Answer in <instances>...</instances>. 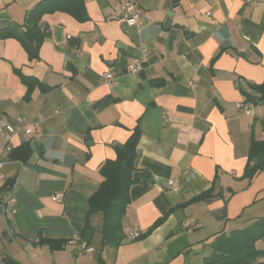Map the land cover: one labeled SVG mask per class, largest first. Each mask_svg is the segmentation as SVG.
Listing matches in <instances>:
<instances>
[{"label":"crops","instance_id":"crops-1","mask_svg":"<svg viewBox=\"0 0 264 264\" xmlns=\"http://www.w3.org/2000/svg\"><path fill=\"white\" fill-rule=\"evenodd\" d=\"M40 1L0 0V27L22 25ZM83 2L84 22L43 16L48 34L36 61L17 40H0V120L38 124L34 139L0 137V150L32 147L28 161L0 170V205L11 198L15 211H0V264H98L91 254L104 264H201L217 234L264 217V171L244 177L250 142L264 139V104L254 115L239 108L242 92L264 82V0ZM124 2L141 9L139 26L110 19ZM136 63L142 71L126 73ZM134 133L122 228L140 238L102 247L96 214L86 244L99 168ZM208 190L213 198L191 202ZM59 193L61 202L51 200ZM40 239L65 244L51 250ZM255 246L264 263V239Z\"/></svg>","mask_w":264,"mask_h":264},{"label":"trees","instance_id":"trees-1","mask_svg":"<svg viewBox=\"0 0 264 264\" xmlns=\"http://www.w3.org/2000/svg\"><path fill=\"white\" fill-rule=\"evenodd\" d=\"M62 12L71 15L78 22L87 20L83 0H42L27 12L22 25H7L0 27V40L15 39L25 50L29 62L36 61L39 48L48 32L42 27L44 15ZM22 81L26 82L25 78ZM251 92H242L243 103L254 106L264 104V82L251 85ZM264 130V123L262 124ZM137 144V133H134L122 146H116L115 159L105 161L99 168L102 178L98 189L88 199V209L85 224L81 231V238L89 244L93 235L90 220L92 216L100 214L102 225L100 229L101 246L118 248L124 241L122 220L130 203L129 189L133 183L132 171ZM32 155V147L24 143L11 150L9 161L24 163ZM264 171V139L252 140L248 149V161L244 170L245 178H252ZM211 190L195 197L191 202L204 201L213 198ZM162 220L158 221L147 233L151 232ZM140 238V237H139ZM264 239V217L253 219L241 229L228 234H217L209 245L210 254L203 257L201 264H258L262 257L256 242ZM39 243L47 245L51 250L62 249L63 241L40 239ZM188 250V249H187ZM7 264H16L9 258L4 259ZM98 264H104L101 256H97Z\"/></svg>","mask_w":264,"mask_h":264},{"label":"built area","instance_id":"built-area-1","mask_svg":"<svg viewBox=\"0 0 264 264\" xmlns=\"http://www.w3.org/2000/svg\"><path fill=\"white\" fill-rule=\"evenodd\" d=\"M244 1L250 5H256L262 2L263 0H244ZM140 15H141V9L135 3L124 2L109 17L112 20H118L122 23H125L128 26H139ZM142 69H143L142 63H136L135 65L127 66L125 71L126 73L129 74H139L142 71ZM102 78L104 82H107L112 86L116 84V79L113 77L111 73H104L102 75ZM239 108L249 115H254L257 112V107L249 103L242 102ZM37 129H38V124L29 123L25 118H19L14 123H11L7 119L0 120V137L3 138L5 141H8L10 136L15 133H21L30 139H34L38 135ZM11 150L12 149L8 145H4V147L0 150V170L9 161L8 155L11 152ZM170 184H172V182H170L169 185ZM51 200H53L54 202H61L62 194L59 193L53 195L51 197ZM13 203L14 200L10 198L0 205V211L4 217H6V215H11L15 213L12 207ZM7 230H8V235L11 237L12 236L11 231L9 229ZM124 236L125 239L128 240H136L140 237L139 233L135 231H126L124 233ZM76 241H78L79 248L82 251L91 252V249H89L85 245V243L80 242L79 238H76ZM259 264H264V263H259Z\"/></svg>","mask_w":264,"mask_h":264},{"label":"rangeland","instance_id":"rangeland-1","mask_svg":"<svg viewBox=\"0 0 264 264\" xmlns=\"http://www.w3.org/2000/svg\"><path fill=\"white\" fill-rule=\"evenodd\" d=\"M90 257H92L94 259L97 258V256L95 254H91ZM96 262H97V259H96Z\"/></svg>","mask_w":264,"mask_h":264},{"label":"water","instance_id":"water-1","mask_svg":"<svg viewBox=\"0 0 264 264\" xmlns=\"http://www.w3.org/2000/svg\"><path fill=\"white\" fill-rule=\"evenodd\" d=\"M37 150H40V147H37Z\"/></svg>","mask_w":264,"mask_h":264}]
</instances>
